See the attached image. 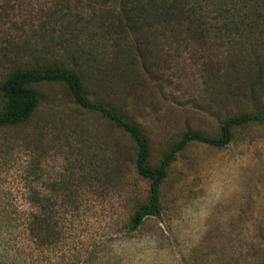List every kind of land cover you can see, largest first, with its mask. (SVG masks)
I'll list each match as a JSON object with an SVG mask.
<instances>
[{
	"label": "rangeland",
	"instance_id": "obj_1",
	"mask_svg": "<svg viewBox=\"0 0 264 264\" xmlns=\"http://www.w3.org/2000/svg\"><path fill=\"white\" fill-rule=\"evenodd\" d=\"M220 1L250 25L225 26ZM199 2L203 31L164 32L145 3L0 0V88L15 71H73L90 100L141 129L157 168L184 134L219 138L228 118L264 112V5ZM30 88L37 111L0 128V264H264V123L234 128L224 148L189 144L162 184L160 216L130 232L149 199L134 142L66 86ZM6 103L0 90V115ZM32 206L51 229L44 242L38 226L30 251L19 225Z\"/></svg>",
	"mask_w": 264,
	"mask_h": 264
},
{
	"label": "trees",
	"instance_id": "obj_2",
	"mask_svg": "<svg viewBox=\"0 0 264 264\" xmlns=\"http://www.w3.org/2000/svg\"><path fill=\"white\" fill-rule=\"evenodd\" d=\"M260 2L264 5V0H260ZM141 3H145L149 7L152 23L157 26L163 25L164 32L177 31L180 28H184L186 31L204 30L205 21L199 15V10L203 7L199 0H124V8L130 5L131 9H135ZM222 4L220 1L219 12L222 15L225 14L226 20L223 21L225 26L232 30H238L240 26L250 25L248 16L242 15L239 11L233 13L227 5L223 7ZM261 8V4L258 5L257 3L251 6L254 14L260 12ZM41 83H59L66 86L69 95L79 108L99 114L128 135L134 142L136 146V172L149 182V199L145 204L139 206L131 217L128 226L130 232L137 231L147 217L160 216L162 211V184L168 177L170 166L176 161L178 154L189 144L199 142L216 148H224L232 141L234 128L252 123H264V112L240 114L228 118L223 123L219 138H212L200 133H186L167 152L159 166L153 169L147 165L149 144L141 129L113 107L100 101L90 100L77 74L68 69L50 67L42 70L29 69L13 72L0 88L7 101L5 111L0 115V128L14 127L30 120L41 104L40 96L30 86ZM46 209H49V206ZM31 210L32 212L19 225L23 227L22 233L26 235V237L20 238V244L23 247L25 242L28 243L30 251L36 246L39 238L38 226L40 224L45 226L41 232L44 242H48L51 229L48 217L39 221V216L34 211L33 206ZM22 247H17V250Z\"/></svg>",
	"mask_w": 264,
	"mask_h": 264
}]
</instances>
